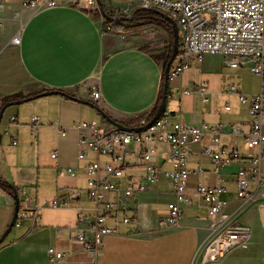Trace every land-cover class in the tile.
<instances>
[{"label":"crops","instance_id":"crops-1","mask_svg":"<svg viewBox=\"0 0 264 264\" xmlns=\"http://www.w3.org/2000/svg\"><path fill=\"white\" fill-rule=\"evenodd\" d=\"M100 1L106 12L125 10L128 12L125 17L131 19L123 20L105 35L100 15L82 8L25 10L17 55L26 79L17 76L8 58V46L13 44L16 31L12 30L6 39L0 35V108L7 97L18 95V100L47 90H59L89 102L56 93L11 105L14 107L1 131L0 178L13 184L17 192L21 187L29 188L27 195L18 194L20 213L27 209L28 217L21 218V226L13 227L0 244V264H90L91 257L77 238L75 228L86 227L91 221L89 218L79 224L77 207L92 215L94 203L86 190L87 165L96 156L89 152L84 159L78 158L80 133L74 126L92 120L103 123L105 118L99 109L114 120L138 125L141 120L151 119L161 104L164 68L173 50L172 26L159 14L142 10V0ZM19 3L20 0H9L3 14L8 19L3 31L14 28V12ZM206 56L204 68L195 61L188 68L191 72L185 71L173 80L177 81L176 93L171 91L174 88L169 82L170 97L165 111L170 114L169 127L178 119L193 126L224 124L222 146L238 148L241 154L220 170L226 188L221 197L230 202L229 210L235 211L240 207L237 172L249 163L250 153L244 135L231 131L230 126L243 133L250 130V103H242L239 94L259 92L261 79L253 74L252 88L243 81L237 85V67H231L228 59H223L232 68V75L228 76L210 62L216 57ZM203 82L207 83L208 101L196 91ZM230 85L235 86L237 93L230 92ZM93 86H98L103 94L100 105L91 100ZM183 90L191 93H182ZM228 105L229 110L225 108ZM34 117L38 118L35 124ZM211 144V135L205 134L191 145L187 187L193 200L183 207L179 225L161 224V219L170 214L168 204L175 200V188L165 176V171L172 168L168 145L158 144L155 153L160 166L158 182L149 183L146 190L129 202L125 214L135 221H122L116 233L104 237L102 255L95 264H194L209 227L205 202L196 196V187L200 182L217 184L215 165L207 152ZM55 150L57 156L53 157ZM69 168L75 169V176L70 175ZM261 172L264 175V161ZM128 174L141 179L145 175L142 170ZM76 188L82 189V194L72 206H51L56 197ZM29 200L33 205L27 203ZM34 206L38 208L35 223L31 219ZM241 209L238 221L251 229L248 247H236L208 264H264V194ZM14 212V195L0 186V237ZM125 214L122 212L121 218ZM107 224L115 226L113 219H108ZM51 247L64 252L60 262L49 263Z\"/></svg>","mask_w":264,"mask_h":264},{"label":"built area","instance_id":"built-area-1","mask_svg":"<svg viewBox=\"0 0 264 264\" xmlns=\"http://www.w3.org/2000/svg\"><path fill=\"white\" fill-rule=\"evenodd\" d=\"M8 6L9 0H0V28L4 24L3 14ZM58 6L78 7L91 14L100 15L105 35L116 28V21L108 20L105 13L113 17L128 15L125 10L105 12L98 0H20L19 8L14 12V19L22 20L26 9L38 12ZM142 6L166 13L178 25L180 46L170 69L169 81L178 79L195 61L202 63L208 54L223 55L231 67H248L253 74L260 76L259 92L253 95L239 94L242 103H250V130L243 133L230 126L231 131L244 135L250 153L249 163L237 172L240 207L230 211V202L221 197L226 188L222 185L220 170L232 160L241 157L238 148L222 146L220 136L224 124L204 123L202 126H193L178 119L169 127L168 111H164L159 119L145 129L139 128L150 121L149 118L133 126L123 123L131 129L119 128L106 119L103 123L96 120L78 122L74 126L80 133L78 158L84 159L89 152H93L96 159L87 165L86 190L94 203L91 208L92 215H86L81 207H77L79 224L89 218L91 221L86 227L78 225L75 228L76 235L91 257L90 264H95L102 255L104 237L116 233L122 221H135L134 217L125 214L129 209V202L146 190L149 183L158 182L160 166L156 162L155 153L159 143L168 145V161L172 168L165 171V176L175 188V200L168 204L170 214L161 219V224L179 225L183 219V207L191 205L193 200L187 187L191 173L188 168L191 145L199 142L205 134H210L212 144L207 148V152L215 165L217 184L211 186L200 182L195 192L196 196L205 202L209 223L208 234L201 243L196 258L199 257L202 263H209L225 257L236 247H248L251 229L240 223L238 217L242 206L257 201L264 194V175L261 172L264 161V0H142ZM22 29L23 25L13 35L14 45L21 43ZM229 90L231 93H237L234 85H230ZM196 91L203 95L204 101L209 100L206 82L201 83ZM182 93L190 94L191 91L183 90ZM91 100L98 105L103 100L98 86L92 87ZM225 108L229 110L230 106ZM15 120L16 117L13 116L11 121ZM37 121L38 118L34 117L33 123ZM13 143L16 144L15 141ZM52 156H57L56 150ZM133 170L144 171V177L141 179L128 174ZM67 171L72 176L76 175L73 168ZM199 171L203 170L200 168ZM19 193L27 195L29 188L21 187L18 189ZM81 194L82 189H73L52 200L51 206H72L80 199ZM27 203L33 205L30 200ZM33 209L31 219L35 223L38 219V208L34 206ZM122 212L125 214L123 218L120 216ZM27 217V209L21 213L19 211L14 227H20L21 218ZM108 219H113L114 227L107 224ZM63 257V251H57L53 247L49 249V263L60 262Z\"/></svg>","mask_w":264,"mask_h":264},{"label":"water","instance_id":"water-1","mask_svg":"<svg viewBox=\"0 0 264 264\" xmlns=\"http://www.w3.org/2000/svg\"><path fill=\"white\" fill-rule=\"evenodd\" d=\"M100 4L101 1L98 0ZM149 10L159 14L164 20H166L169 25L172 26L173 28V50L169 56V59L166 62L165 68H164V87H163V91H162V98H161V104L156 112V114L150 119V121H148L143 127H140L139 129H145L146 127L152 125L157 119H159L161 117V115L163 114V112L166 109V101L169 98V73H170V69L172 64L174 63V61L176 60V57L178 55L179 52V46H180V36H179V28L178 25L176 23V21H174L171 17H169L166 13L156 9V8H150ZM106 15V14H105ZM107 19L110 21H120V20H128L131 19V17H125V16H121V17H113V16H107ZM56 93H61L66 95L69 98H73L76 100H80L82 102L85 103H89L86 100L83 99H79L76 97H73L71 95H67L66 93L59 91V90H47V91H43L41 93L38 94H34V95H29L26 96L24 98L18 99V100H12V101H8L6 103H4L2 105V107L0 108V127H1V123H2V118L4 115L5 110L7 109V107L13 105V104H20L23 102H27L30 101L32 99L38 98V97H42V96H47L50 94H56ZM99 111L102 113L103 117L111 122L112 124L118 126L119 128H123V129H131L130 127H126L123 123L112 119L110 116H108L105 111H103L102 109H99ZM0 142H1V131H0ZM14 199H15V212H14V216L13 219L10 223V225L8 226V228L6 229V231L3 233V235L0 237V244H2L5 240V238L9 235V233L11 232L12 228L14 227V224L18 218V214L20 211V198L18 195V192H15L14 194Z\"/></svg>","mask_w":264,"mask_h":264},{"label":"rangeland","instance_id":"rangeland-1","mask_svg":"<svg viewBox=\"0 0 264 264\" xmlns=\"http://www.w3.org/2000/svg\"><path fill=\"white\" fill-rule=\"evenodd\" d=\"M24 21H25V18L24 17H23V20L15 19L14 28L13 29L9 28L8 30L3 31L2 29L3 28L5 29L4 26L8 22V19L5 17L4 24L0 28V31L2 30L1 33H0V35L2 36V39H6L7 37H9L12 34L11 33L12 30L13 31L20 30L22 28V25H23ZM122 21L123 20L116 21V26L118 24H120V22H122ZM17 49H18V45L9 44L8 50H7L8 51V58H9L11 67L16 72L17 76L19 78L26 79V77H25V75L23 73L22 67H21L20 60H19L18 55H17ZM207 56L216 57L215 59H212L210 62L212 64L218 66L219 69L224 70V73L228 74V76L232 75V73H231L232 68H230L229 66H227L226 63H225V61L223 60L226 57H224L223 55H220V54H208ZM203 63H200V65L202 66V68H204V64ZM197 65H199V64L197 63ZM185 71H187V73L191 72V70H188V69L185 70ZM252 75H253V73L250 71V69L248 67H246V68L237 67V85H238V81H243L244 83L249 84V86L252 88V86L254 84V80L252 78ZM176 84H177V81L176 82L173 81V80L170 81L171 87L173 86V88H174V90H171V91H173L175 93H176V90H177L176 87H175ZM12 107H14V106H9L5 110L4 115H3V118H2V123H1L0 131L3 130L4 125L6 124V122H8L9 115H10V111H11V109H13ZM98 118L101 119V115L98 116ZM259 235H260V237L262 236L261 233H259ZM195 264H208V263H202L201 262V259L199 257H197L195 259Z\"/></svg>","mask_w":264,"mask_h":264},{"label":"trees","instance_id":"trees-1","mask_svg":"<svg viewBox=\"0 0 264 264\" xmlns=\"http://www.w3.org/2000/svg\"><path fill=\"white\" fill-rule=\"evenodd\" d=\"M142 10H144V8H142ZM145 11H149V10H145ZM106 12V11H105ZM107 16H109L107 13H105ZM18 96V95H17ZM17 96H13V97H7V98H5L4 99V103H6V102H8V101H12V100H16L17 98H20V96L19 97H17ZM3 103V104H4ZM2 104V105H3ZM0 186L3 188V190H5V191H7L8 193H11V194H15V192H17V188L13 185V184H11L9 181H7V180H4V179H1L0 178Z\"/></svg>","mask_w":264,"mask_h":264}]
</instances>
